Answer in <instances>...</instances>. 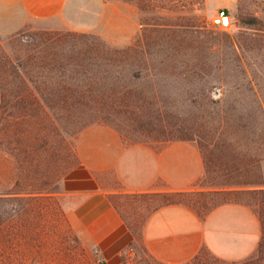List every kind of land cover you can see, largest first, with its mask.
<instances>
[{"label":"rangeland","instance_id":"rangeland-1","mask_svg":"<svg viewBox=\"0 0 264 264\" xmlns=\"http://www.w3.org/2000/svg\"><path fill=\"white\" fill-rule=\"evenodd\" d=\"M98 7L91 29L55 20L0 35V264H100L70 210L76 198L61 193L63 175L79 162L76 138L92 124L129 140L194 139L206 162L203 189L172 198L201 214L226 198L261 210L247 195L212 190L264 180V0H105ZM222 8L227 26L214 22ZM233 164L242 168L229 176ZM114 201L138 232L166 197ZM263 235L246 259L202 252L181 264H264ZM135 248L130 264H169L147 255L139 240Z\"/></svg>","mask_w":264,"mask_h":264},{"label":"crops","instance_id":"crops-1","mask_svg":"<svg viewBox=\"0 0 264 264\" xmlns=\"http://www.w3.org/2000/svg\"><path fill=\"white\" fill-rule=\"evenodd\" d=\"M105 0H0V35L30 24L59 21L74 29L96 25ZM79 162L66 170L61 193L76 198L70 207L96 247L99 261L130 264L139 240L157 261L181 264L203 249L216 257L238 261L253 255L262 237V223L250 204L220 203L201 214L186 203L152 209L136 232L116 206L123 194L201 190L206 162L191 138H129L114 127L92 124L77 136ZM69 213V202L67 204Z\"/></svg>","mask_w":264,"mask_h":264},{"label":"trees","instance_id":"trees-1","mask_svg":"<svg viewBox=\"0 0 264 264\" xmlns=\"http://www.w3.org/2000/svg\"><path fill=\"white\" fill-rule=\"evenodd\" d=\"M226 10L228 11V9H226ZM227 168H226V174L229 175V176H233L234 173L237 175V173H239L241 171L242 167L239 166L238 164H233L231 166V168L230 167H227ZM250 170L251 169L246 168L247 172H249ZM227 184L228 185L225 188L214 189L212 191L215 194L225 193V194L247 195L248 198H253L254 202H258L261 205V210H259V216H260V220H261V223H262V230H263L262 235H263L264 234V180H260V181H250V180H248V181H242V182H237V183L234 182V183H227ZM195 192H196V190L166 191V192L153 193V194H159V195H163V196L166 197V201L164 203H162L161 205H159V206H162V205H165V204H168V203H186V202H184L181 199H178V200L173 199L172 196H174V195H188V194H192V193H195ZM227 201L244 202V203H247V204H250V205L252 204L251 201H249V200H241L240 198H228V199L226 198V199L220 201V203L227 202ZM220 203H217L216 205H218ZM186 204H188V203H186ZM213 207H211V208H213ZM211 208H209L208 210H210ZM261 247H262V242L260 241L259 242V246H258V250ZM202 252H208V253L211 254V252H209V250H207V249H203L201 251V253ZM200 254L197 255L195 258L199 257Z\"/></svg>","mask_w":264,"mask_h":264},{"label":"built area","instance_id":"built-area-1","mask_svg":"<svg viewBox=\"0 0 264 264\" xmlns=\"http://www.w3.org/2000/svg\"><path fill=\"white\" fill-rule=\"evenodd\" d=\"M214 22L222 26H227L230 23V14L225 8L219 9L214 17ZM100 264L107 263L101 262Z\"/></svg>","mask_w":264,"mask_h":264}]
</instances>
